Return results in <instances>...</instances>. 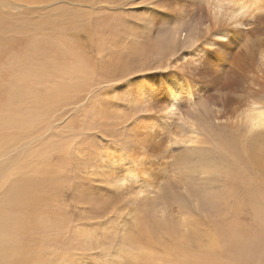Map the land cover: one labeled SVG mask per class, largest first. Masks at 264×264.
Here are the masks:
<instances>
[{
	"label": "rangeland",
	"instance_id": "1",
	"mask_svg": "<svg viewBox=\"0 0 264 264\" xmlns=\"http://www.w3.org/2000/svg\"><path fill=\"white\" fill-rule=\"evenodd\" d=\"M195 5L190 0H0V184L8 178L13 186L0 185V202L5 216L23 224L20 233L35 219L21 234L32 249L30 264H154L135 242L151 232L159 239L143 248L155 253L158 263L177 264L179 240L154 223L172 225L180 218L174 195L181 168L174 163L183 158L184 145L180 129L153 107V94L189 73L196 52L185 34L198 23L197 14L205 15V5L199 10ZM175 32L180 35L172 55ZM219 34L209 42L220 40ZM59 84L65 90L54 91ZM42 92L49 93L52 107L38 116L33 108ZM137 121L160 132L139 131L165 143L156 154L149 148L147 156H132L129 131ZM38 159L47 172L26 165ZM131 164L139 172L146 169L147 183L116 182L115 175L124 178ZM20 165L21 173L13 175ZM187 210L186 219L204 236L214 232V223L230 218L228 210L221 217L215 214L222 212ZM239 222L259 226L250 209H243ZM9 251L7 245L0 249V261Z\"/></svg>",
	"mask_w": 264,
	"mask_h": 264
},
{
	"label": "bare ground",
	"instance_id": "2",
	"mask_svg": "<svg viewBox=\"0 0 264 264\" xmlns=\"http://www.w3.org/2000/svg\"><path fill=\"white\" fill-rule=\"evenodd\" d=\"M190 1L196 4L197 10L205 5V15L197 14L198 23L185 34L188 48L196 52L189 73L172 78L167 90L151 93L153 107L164 113L166 122H172L182 132L183 158L174 163L181 168L180 190L174 195L180 218L172 225H167L166 220L154 224H159L169 237L179 240L175 251L177 264H254L252 261L256 257L259 259L254 260L255 264H260L264 260V220L259 216L264 215V97H261L264 95V0ZM217 32L220 40L209 42ZM179 35V32L173 34L169 54H176L172 48ZM202 45L208 47L199 49ZM59 87L66 88L59 84L54 91ZM49 100L50 95L45 92L35 97L33 110L38 116L50 111ZM188 110L191 111L189 117ZM3 120L0 115V129ZM141 129L155 130L152 124L134 122L129 131L134 135L129 148L134 158L145 156L149 148L156 154L165 144L157 138L160 136L158 130H155L158 136L150 133L143 137L139 135ZM39 161L26 165L36 172H47L49 168L40 166ZM156 164L161 163L156 161ZM21 165L13 169V175L21 173ZM154 166L151 164L149 168ZM137 170L135 164H131L124 178L115 175L116 182L121 186L122 182L127 185L131 180L147 183L146 169ZM8 182V178L1 179L3 187H13ZM12 192L13 188L5 192V199L10 198ZM191 208L196 212H222L215 217L226 216L228 210L230 218L214 223V232L204 236L194 227L193 221L185 217L187 209ZM243 209L254 212L258 227L240 224ZM6 213L0 202V249L6 245L10 249L8 257L0 264H30L32 249L25 246L21 234L35 219L20 233L19 225L23 224L9 214L5 216ZM6 217L10 225L3 220ZM154 224L149 223V227ZM135 233L130 234L128 240ZM7 235L11 237L9 240H6ZM155 237L151 232L149 236L137 237L135 242L151 247L154 242L151 239ZM143 247L136 249L146 261L161 264L155 253Z\"/></svg>",
	"mask_w": 264,
	"mask_h": 264
}]
</instances>
